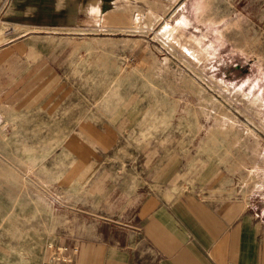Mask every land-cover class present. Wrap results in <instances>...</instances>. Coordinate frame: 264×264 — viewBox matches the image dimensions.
<instances>
[{"label": "crops", "instance_id": "crops-1", "mask_svg": "<svg viewBox=\"0 0 264 264\" xmlns=\"http://www.w3.org/2000/svg\"><path fill=\"white\" fill-rule=\"evenodd\" d=\"M241 1L230 0L231 12L247 13L264 38V0H247L245 13L234 5ZM208 2L196 0V13ZM110 4L0 0V21L28 28L0 45V108L48 115L67 107L64 35L83 34L91 8ZM119 93L79 119L55 153L52 184L69 203L54 211L39 264H264V215L236 194L231 166L205 161L183 138L170 143L150 126L141 92Z\"/></svg>", "mask_w": 264, "mask_h": 264}, {"label": "rangeland", "instance_id": "rangeland-1", "mask_svg": "<svg viewBox=\"0 0 264 264\" xmlns=\"http://www.w3.org/2000/svg\"><path fill=\"white\" fill-rule=\"evenodd\" d=\"M176 1L92 7L91 28L63 38L67 107L48 115L0 108V264H39L54 211L69 203L52 184L55 153L79 119L128 86L141 92L152 128L229 164L236 194L264 215V38L245 13L247 0L234 3L241 17L230 0H208L200 14L188 0L172 16ZM27 29L0 21V45Z\"/></svg>", "mask_w": 264, "mask_h": 264}, {"label": "built area", "instance_id": "built-area-1", "mask_svg": "<svg viewBox=\"0 0 264 264\" xmlns=\"http://www.w3.org/2000/svg\"><path fill=\"white\" fill-rule=\"evenodd\" d=\"M60 252V251H59ZM64 260V259H63Z\"/></svg>", "mask_w": 264, "mask_h": 264}]
</instances>
